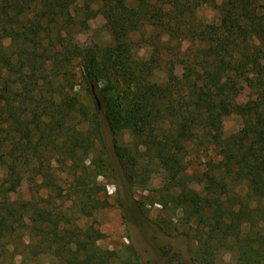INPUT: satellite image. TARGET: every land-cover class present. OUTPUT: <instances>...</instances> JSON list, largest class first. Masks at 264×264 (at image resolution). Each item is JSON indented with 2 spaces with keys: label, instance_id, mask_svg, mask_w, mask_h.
I'll use <instances>...</instances> for the list:
<instances>
[{
  "label": "trees",
  "instance_id": "16d2710c",
  "mask_svg": "<svg viewBox=\"0 0 264 264\" xmlns=\"http://www.w3.org/2000/svg\"><path fill=\"white\" fill-rule=\"evenodd\" d=\"M201 1L0 0V165L16 159L15 153L35 154L41 163L35 175L48 188L51 180L41 159L45 143L68 135L66 117L80 107L74 97L52 94L55 88L44 82L43 73L48 64L54 72L76 60L93 99L96 135H101L102 116L127 180L136 175V158L115 141L124 131L146 139L171 183L180 180L186 143L204 137L213 146L216 158L202 174L210 216L197 215L199 224H214L213 231L219 227L215 232L221 240L214 239L219 242L213 248L212 239H198L191 261L211 264L220 243L230 240L235 264H264V0H211L216 20L194 22ZM98 16L109 41L76 43L73 29ZM161 67L164 77L158 81ZM243 74L256 77V95L239 108L233 95L235 79ZM234 113L241 127L224 136L223 120ZM7 126L13 134L2 148L3 133L10 135ZM71 135L73 152L86 139ZM16 175L9 165L4 178L9 188L3 191L0 183V241L28 226L45 236L60 264H139L134 253L115 263L112 252H100L97 233L71 238L62 214L58 220L46 207L34 211L26 224L25 204L8 197L16 192ZM240 186L245 199L237 194ZM179 201L197 205L200 196L186 190Z\"/></svg>",
  "mask_w": 264,
  "mask_h": 264
},
{
  "label": "rangeland",
  "instance_id": "374dc122",
  "mask_svg": "<svg viewBox=\"0 0 264 264\" xmlns=\"http://www.w3.org/2000/svg\"><path fill=\"white\" fill-rule=\"evenodd\" d=\"M216 17L212 1L203 0L193 21L210 22ZM72 33L79 45L94 42L105 44L109 41L108 31L100 16L87 22L84 28L75 27ZM3 44L7 46L8 42L3 41ZM183 46L185 48L186 43ZM144 52V49L139 50L140 55ZM52 65L48 64L43 73L44 82L51 81L55 88L50 89V92H55L56 96L65 94L74 97L80 109L70 111L67 115L63 130L65 133L68 129L66 137L61 136L54 142L45 143L46 149H43L41 159L51 180L47 184L48 188L44 187L42 177L35 175L36 167L41 164L35 154L29 153L24 157L23 154L15 153L16 159L7 158L6 163L0 165V183L4 182L9 165L14 164L16 168L18 185L16 192L8 193V197L25 204L26 209L22 212L24 222L29 225L28 217L41 206L46 207L52 213L51 216L58 220L62 214V227L67 235L69 233L73 239L77 236L83 239L86 231L97 233L99 239L95 248L100 252H112L115 263L134 253L138 256L139 264H194L191 257L198 246V239H212L213 245L209 244L215 248L221 240L220 234L215 232L219 227L214 226L213 231L214 224L208 225L206 221L199 224L197 215L203 214L205 218L210 216V201L205 195L206 181L202 174L207 169V163L216 157L208 140L202 137L185 144V151L181 153V181L177 179L171 183L146 139L124 131L115 137V141L128 148L136 158V175L132 180H127L112 152V136L102 116L101 135H96L95 125L91 122L93 99L80 78L77 61L72 60L54 72L49 69ZM156 73L159 76L157 80L161 81L164 77L163 68ZM181 73L179 64L175 67V75L179 77ZM235 86L233 100L239 108L256 95L254 75L237 76ZM47 88L40 94L42 98ZM240 127L241 118L236 113L223 120L224 136L231 135ZM5 130L10 131V135L3 133L6 141L2 148L8 147L13 134L10 126ZM71 133L86 139L84 146L73 152L69 149ZM15 135L19 136L15 133L14 138ZM7 188L9 185L5 183L2 189L4 191ZM186 190L199 194L197 205L180 203V195ZM237 194L239 198L245 199L244 187L240 186ZM45 241L44 235L30 232L28 226L16 229L12 235L0 241V264H60L54 249L50 251ZM220 244L211 264H235L236 254L228 249L230 240Z\"/></svg>",
  "mask_w": 264,
  "mask_h": 264
}]
</instances>
